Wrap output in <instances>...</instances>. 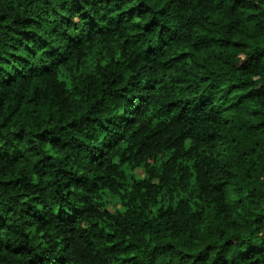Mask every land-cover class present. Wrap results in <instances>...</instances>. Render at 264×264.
<instances>
[{
	"label": "trees",
	"instance_id": "1",
	"mask_svg": "<svg viewBox=\"0 0 264 264\" xmlns=\"http://www.w3.org/2000/svg\"><path fill=\"white\" fill-rule=\"evenodd\" d=\"M0 264H264V0H0Z\"/></svg>",
	"mask_w": 264,
	"mask_h": 264
},
{
	"label": "rangeland",
	"instance_id": "2",
	"mask_svg": "<svg viewBox=\"0 0 264 264\" xmlns=\"http://www.w3.org/2000/svg\"><path fill=\"white\" fill-rule=\"evenodd\" d=\"M135 177H137V179H144L146 177V171L144 168H138L135 171ZM120 207L115 206L114 204H111L110 206H108V209L112 212H116Z\"/></svg>",
	"mask_w": 264,
	"mask_h": 264
}]
</instances>
